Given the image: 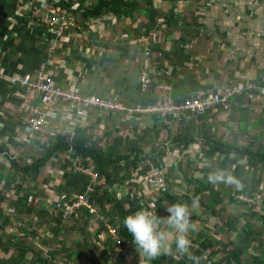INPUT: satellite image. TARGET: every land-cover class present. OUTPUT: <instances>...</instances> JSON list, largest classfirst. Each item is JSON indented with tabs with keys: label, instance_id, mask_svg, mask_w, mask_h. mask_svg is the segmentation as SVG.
<instances>
[{
	"label": "crops",
	"instance_id": "crops-1",
	"mask_svg": "<svg viewBox=\"0 0 264 264\" xmlns=\"http://www.w3.org/2000/svg\"><path fill=\"white\" fill-rule=\"evenodd\" d=\"M100 1L46 0L43 4L0 0V66L7 74L22 77L33 74L47 61V77L57 87L125 107L153 108L168 99L182 102L192 95L206 97L250 83L264 85V0H137L139 7L127 17L111 13L83 15ZM62 19L75 26L60 30ZM47 20L55 24L50 25ZM138 32L149 35L150 56L141 43H136ZM159 36L161 40L157 41ZM147 65L154 70L156 82L170 87L167 94L153 87L142 92L139 77ZM160 74H164V79ZM11 90L10 82L0 79V145L7 146L13 156L31 160L60 136H69L72 142L82 135L118 153L128 149V139L140 138L146 128H154L156 134L146 151L151 150L152 144L167 151L158 168L169 184L175 183L174 192L183 190L181 201L196 189V182L192 184L190 179L200 181L214 192H222L224 198L239 190L260 206L264 201L261 166H255L249 158L212 153L211 149L218 142L238 147L255 145L254 150L261 145L264 149V96L258 93L256 101L238 100L232 108L219 106L207 115L185 121L157 114L127 116L59 101L48 114L37 140L29 144V133L23 127ZM186 124L185 135L194 139L187 147L174 141ZM144 144L145 138L141 141ZM63 154L57 155L39 179L36 176L31 182L37 193L43 187L42 193H48L52 200L68 199L87 187L68 185L72 171L86 177L76 168V157ZM217 167L232 171L242 187L208 183L207 173ZM0 171L8 175L9 163L4 156H0ZM131 183L120 187L123 198L135 194L154 204L159 215H167L170 203L168 199L162 201L160 191L140 179ZM207 197L208 191H204L199 200ZM235 205L225 204V213L218 218L208 216L201 207V211H196L193 206L197 230L190 236L199 244L208 241L211 250L219 249L212 257L214 261L224 262L222 248L234 246H244L245 262L250 258L252 262L254 257L264 261L262 219L254 221L249 205Z\"/></svg>",
	"mask_w": 264,
	"mask_h": 264
},
{
	"label": "trees",
	"instance_id": "trees-1",
	"mask_svg": "<svg viewBox=\"0 0 264 264\" xmlns=\"http://www.w3.org/2000/svg\"><path fill=\"white\" fill-rule=\"evenodd\" d=\"M63 4L64 3H62V5ZM136 7H139L137 0H101L99 5L90 11H86L83 15L85 17H89L111 13L117 17H127L130 16V11L134 10ZM149 27L153 26L149 25ZM148 32L149 31L146 30V33ZM140 34L141 32H138L135 38H137ZM159 77L164 79V74H160ZM174 102L178 103V101ZM208 113L209 112L196 114L195 116L192 115L187 118H199L207 115ZM155 116L161 117V115ZM169 118L171 117H168L167 119ZM187 126V124L184 125L183 129L178 132L174 139L177 143L179 142L185 144V147L194 143V139L192 137L188 138L185 135V127ZM146 129L147 130L144 131V135L140 138L137 137L132 140L128 139V149L118 153L110 147H99L98 143L92 141L86 135L79 136L77 139H73L72 142L70 141L69 136H60L57 141L49 143L47 148L40 151V154H37L38 156L33 157L31 160L20 156H13L7 146L0 145V156H4L9 163L8 175L4 176L5 173L0 171V186L1 184H4V190L2 189V191H0V196H3L2 194H7L10 199H13L9 202L10 204L8 206L15 209V213L20 212L24 214L23 217L21 215L18 219L15 218V223L22 232L21 237L19 232H9V238L6 240L0 236V247H3L5 252L10 249V246H13L16 251L8 257H2L0 255V264H69L70 261L73 260L83 262V256L86 253H89L90 257H92V261H96L97 254H103L102 259L105 262L99 260L96 264H126L124 254L122 252L123 249L130 253L129 257H132V250L134 251V255L136 253L132 263L145 264L144 259L139 255L136 246L132 241L131 234L127 232L123 224V220L127 215L142 208L140 203L144 199L139 198L135 194H133L130 198H117V194H119L117 190L122 186H131V182L136 179L142 180V178L152 172L162 171L158 167L166 159L167 151L160 146L155 147L153 144L151 150L146 151L148 146L151 144L150 141L152 138L150 136L152 134H156V130L154 131V128ZM37 134L34 141L37 140ZM144 137L145 144L141 145V141H144ZM34 141H32V143ZM254 146L255 145H252V147H238L235 145L231 146L229 144L224 145L221 142H218L215 145H211V149L213 150L212 153H221L226 156L234 154L239 158H249L253 161L255 166H261L264 169V149L261 145H258V148L254 150ZM63 153L68 154L71 158L76 157L78 163L77 168L94 172V174L98 177V182L95 185L94 192L88 195L89 202L92 206L98 209L100 215L105 216V221L116 229V236H108V239H104L101 242L104 247L100 251H97V246L95 244L92 246L89 241L90 233H86L87 236L84 237L83 241L73 240V244H70L69 247H65L64 244L67 243L63 238V232L70 229V226L67 227V223L69 222H72V224H75L85 230V227L88 224H91L92 221L97 227L95 233L92 235H94L95 242L98 244V234L107 230L104 222L99 221L95 217L92 219L89 218V213L85 209L77 211L72 218L65 220V218L62 217V211L55 207V201H65L67 199L52 200L48 195H46L48 193H45L44 191L42 193V190H44L43 187L41 188L42 190H39L37 193V189L31 184V182L35 181L36 176L39 179L41 174L45 172L49 166H51V162L57 155H64ZM64 164L65 162L63 163V166ZM58 180L61 181V177L58 178ZM190 181H192V184L196 182V189H193L192 195L184 196L187 197V201L190 203L195 202L198 207L204 209L208 216L215 218L221 216L223 212L225 213V204L231 207H236L235 204L247 205L244 201L237 199V194H244L242 191L235 190L228 198H224L222 192V194L220 192H214V189L203 185L198 180L196 181L195 179H190ZM68 182L69 186H76L80 184L85 186L88 185L89 181L87 178H84L80 174L72 171ZM174 184L175 183L169 184L168 182L167 185L166 182L164 189L160 191L162 198L168 199L170 204L173 202H181L180 197H177L174 193L170 192L171 188H167L169 185L173 186ZM204 191H208V197L205 200H199ZM83 192L76 194H82ZM9 193H14V196ZM38 198L42 200L41 205L35 206L34 200ZM43 201H46L47 203H44ZM147 202V208H152L149 201ZM260 203L264 204V201ZM249 207L251 208L250 210L253 214L254 221L257 222L258 218H261V224L264 225V209H262V207L259 208L260 206L256 205H249ZM155 214L161 217L157 211ZM13 215V212L12 215H6L5 209L0 207V227L2 229H5L8 221L11 223L13 222L11 217ZM23 220H25V223H23ZM26 221H29V223H26ZM232 222L237 223L238 221ZM44 226V229L50 233L48 235L46 232L42 238L44 244L49 245V249L48 247H45V249H47L46 251L41 248H36L33 244V240H30V238L34 239L38 237L41 232H38L39 228H43ZM192 238L193 237L190 236V239ZM52 239L56 242L55 246L50 245V240ZM118 243L121 245V251H119ZM211 249L212 247L208 244V241H200V247L191 248V252L192 254L201 257L200 264H264V261L259 259V257H254L252 262L251 260L250 262H245L242 258V255L245 253L244 246H234L231 249L222 248L225 250L224 262L223 260L214 261L212 257L215 252L219 251V249ZM52 251H56V253ZM60 251L68 255L63 258V263L62 261L57 262L54 260L55 255L59 257L57 252ZM205 255L208 256L205 257ZM150 264H192V261H190L186 256H183L179 261H176L173 255L160 256L159 258L151 261Z\"/></svg>",
	"mask_w": 264,
	"mask_h": 264
},
{
	"label": "built area",
	"instance_id": "built-area-1",
	"mask_svg": "<svg viewBox=\"0 0 264 264\" xmlns=\"http://www.w3.org/2000/svg\"><path fill=\"white\" fill-rule=\"evenodd\" d=\"M41 3H45V0H32ZM53 9L52 6H48ZM50 25H54L53 20L46 21ZM75 24L71 21L62 19L58 25L61 30L64 27H74ZM141 41L148 43L147 38H141ZM46 61L42 62L40 68L34 74L25 75L19 79L14 77H8L5 75L3 70L0 69V76L9 78L13 87H16L11 96L17 102V110L21 115V120L23 126L25 124L29 127V142L36 139V134L41 129V127L46 123V116L48 113L53 112L55 105L59 101H67L77 106H83L87 108H99L107 112H124L127 115H141L145 114H157L162 116L173 117L177 120H184L188 116H194L196 114H204L208 111L215 110L219 106H224L225 109L229 108V102L234 96L244 95L249 99L254 98V90L258 89L253 85H248L247 87H236L231 90H226L223 93H215L208 97H201L198 95L190 96L183 102H174L172 99H168L153 108H144L142 106H136L132 108L123 107L118 102H110L101 100L96 97H83L79 94L67 90H63L54 86L45 76L44 71L46 68ZM153 85L151 79V73L148 70H144L140 74V86L143 92L148 91ZM158 90L163 94H167L170 91V87L166 85H159ZM260 93L264 95V87L260 88ZM39 100L42 106H46L47 110L38 106L36 101ZM83 175L89 176L92 182H97L98 177L94 172L83 170ZM145 185L156 189L157 191H162L166 185L167 179L162 171L152 172L143 178ZM91 189L88 188L84 194H73L65 201H55V207L62 211V217L65 220L72 218L77 211L87 210L90 216L97 218L99 221L104 222L107 230L98 234V243H101L106 239V234L109 236H116V229L109 225L105 221V216L100 215L97 208L91 205L89 202L88 195ZM38 199L34 200V204H37ZM146 200L141 201L140 206L146 208L154 213H156L154 208H147ZM193 241L192 248H199L200 244L192 238ZM119 251H121V245L118 243ZM125 258H128L130 253L126 250H122ZM208 255H205L207 257ZM183 256L174 255V259L179 261Z\"/></svg>",
	"mask_w": 264,
	"mask_h": 264
},
{
	"label": "clouds",
	"instance_id": "clouds-1",
	"mask_svg": "<svg viewBox=\"0 0 264 264\" xmlns=\"http://www.w3.org/2000/svg\"><path fill=\"white\" fill-rule=\"evenodd\" d=\"M206 179L214 186L225 184L236 189L242 187L241 180L232 171L221 167L208 172ZM117 198H121V195L117 194ZM152 208H155L154 204ZM166 211L168 215L161 218L146 208H140L124 218L123 224L131 234L139 255L145 264H150L160 256L173 255L186 256L192 264H200L201 257L191 252L193 241L190 234L197 229L192 222L189 205L184 202H173L166 207ZM162 225L167 230H163Z\"/></svg>",
	"mask_w": 264,
	"mask_h": 264
},
{
	"label": "rangeland",
	"instance_id": "rangeland-1",
	"mask_svg": "<svg viewBox=\"0 0 264 264\" xmlns=\"http://www.w3.org/2000/svg\"><path fill=\"white\" fill-rule=\"evenodd\" d=\"M45 3H46V0H45ZM50 6V5H49ZM148 34V33H147ZM147 34H145V33H143V34H141V35H138V37L137 38H135V41H136V43H141L142 44V46L144 47V50H145V53L147 54V55H151V40H150V38H149V35H147ZM158 34V33H157ZM147 38V40H148V43H146V42H143V41H141V38ZM132 38V36L130 37V39ZM161 40V37L159 36L158 38H157V41H160ZM150 62H151V60H149ZM47 62V61H46ZM149 62V63H150ZM0 69L1 70H3V72H4V74L5 75H8V77H13V76H11V75H9V74H7L6 73V71H4V68H2V66H0ZM39 69V68H38ZM46 69H47V63H46V68H45V71H44V74H45V76H46V78L48 79V77H47V74H46ZM144 70H148L150 73H151V79H152V81H153V85H152V87L157 91V92H159V93H162L160 90H158V86L159 85H165V84H161L160 82H156L155 81V75H154V70L153 71H151V66H150V68H149V65H147V66H145V68L141 71V72H143ZM37 72V70L34 72V73H36ZM33 73V74H34ZM141 74V73H140ZM26 75H28V74H26ZM25 76V75H24ZM23 77V76H22ZM14 78H17V79H19V78H21V77H14ZM0 79L1 80H7V81H9L10 82V84H11V87H12V90H11V93H12V91L16 88V87H13V84L11 83V81H10V79L9 78H6V77H4V76H0ZM49 80V79H48ZM50 81V80H49ZM139 81H140V77H139ZM51 82V81H50ZM53 84V83H52ZM54 86H56L55 84H53ZM248 85H253V86H255V87H257L258 89H256V90H254V98L253 99H249V98H247L246 96H244V95H241V96H234L232 99H231V101L229 102V105L231 106V108L234 106V104L238 101V100H243L244 102H247V101H253V100H258V96L256 95V93H258L259 94V96H264V95H262L261 93H260V88H263L264 87V85H260V84H256V83H250V84H248ZM248 85H246V86H243V87H247ZM167 86V85H166ZM57 87V86H56ZM151 87V88H152ZM59 88V87H58ZM234 88H236V87H234ZM234 88H232V89H234ZM150 90V89H149ZM148 90V91H149ZM231 90V89H230ZM143 92V91H142ZM147 92V91H146ZM226 92V91H225ZM145 93V92H144ZM213 94H215V93H213ZM212 94V95H213ZM193 96V95H192ZM198 96H200V95H198ZM211 96V95H210ZM190 97V96H189ZM188 97V98H189ZM206 97H208V96H206ZM187 99V98H186ZM185 100V99H184ZM255 100V101H256ZM64 102H67V101H64ZM183 102V101H182ZM58 103V102H57ZM68 103H71V102H68ZM36 104L38 105V106H40V107H42V108H44V110H47V107L46 106H42L41 105V103H40V101L39 100H37L36 101ZM73 104V103H72ZM57 105V104H56ZM56 105H55V107H56ZM221 107H223V108H225L224 106H222L221 105ZM104 111V110H103ZM49 114V113H48ZM48 114H47V116H46V118L48 117ZM161 117H163L162 115H161ZM186 119L184 118V121H185ZM161 121H162V119H161ZM46 122H47V119H46ZM45 126H46V123L41 127V129L38 131V132H40L42 129H44L45 128ZM24 128H25V130H28V133H29V127H28V125L27 124H25L24 126H23ZM135 137L136 136H134V137H132V138H130L131 140L132 139H135ZM152 139H154V135L152 134L151 136H150ZM231 137V136H230ZM99 138V142L101 141V137H98ZM145 138V137H144ZM160 139H162V138H160ZM29 142V141H28ZM32 142H29V144H31ZM98 146L100 147L101 145H100V143L98 144ZM102 147V146H101ZM152 147V146H151ZM102 148H104V147H102ZM255 148V147H254ZM74 159V158H73ZM75 161V160H74ZM61 163H62V161H61ZM75 164H76V168L78 167V163L77 162H74ZM80 171H81V173H82V171L83 170H81V169H79ZM142 181H143V178H142ZM97 182H98V180H97ZM167 185H168V181H167ZM168 189L169 188H171L170 189V192H172V193H174L177 197H180V200H181V197L183 196L180 192L181 191H183V190H181V191H178V192H174L173 191V189L175 188V186H171V185H169V187H167ZM4 190V184H1V186H0V191L1 190ZM32 189V188H31ZM119 189H120V187L118 188V193L121 195V198L123 197V195H122V193L121 192H119ZM26 190V189H25ZM85 192V191H84ZM84 192L82 193V194H84ZM10 195H12V196H14V193H9ZM180 194V195H179ZM40 198H42V197H40ZM40 198H38V201H37V204L35 205V206H40L41 205V202H42V200L40 199ZM13 199H10L8 196H7V194H5V195H3V196H0V207H2V208H4L5 209V213H6V215H12V212H13V216H11L12 217V219H13V222L11 223V222H9L8 221V224H7V226L5 227V229H2L1 227H0V236H2V238L4 239V240H6L7 238H9V232H19V235H20V237L22 236V232H21V230L19 229V227H18V225L15 223V218H19L20 217V212H17V213H15V209H13V208H10L8 205L10 204L9 202H11ZM186 196H184V199H183V201H181V202H184V203H187L188 205H189V207H190V210H191V213H192V216H191V219H192V222L195 224V221H193V214H194V207L196 208V211H198L199 209H200V211L202 210L201 208H199L196 204L194 205V203H190L189 201H187L186 202ZM162 201H165V199H163L162 198ZM44 203H47L46 201H43ZM190 203V204H189ZM44 205V204H43ZM194 206V207H193ZM261 207H262V209H264V204H261ZM161 210L162 211H164V207L162 208L161 207ZM167 215H168V212L166 213ZM21 215H22V217L24 216V214L23 213H21ZM167 215H161V217L162 218H164V217H166ZM88 216H89V218H94V217H92V216H90V214H88ZM72 220V219H71ZM70 220V221H71ZM222 221H224L225 220V218L223 217L222 219H221ZM24 222L23 223H25V220H23ZM26 223H29V221H26ZM258 225V224H257ZM68 226H70V229H67V230H65L64 232H63V238H64V240L66 241V243L67 244H64L65 245V247H69L70 246V244H73L74 242H73V240H81V241H83V239H84V237H86L87 235H86V233H90V235H91V237H90V235H89V241L91 242V244H92V246H94V244L97 246L96 248H97V251H100V250H102L103 249V243L102 244H97L96 242H95V239H94V235H92V234H94L95 233V231H96V229H97V227H96V224L94 223V222H92L91 221V224H88L86 227H85V230H83V228H80L79 226H76L75 224H72V222H69V223H67V227ZM165 226L164 225H162V228H164ZM45 228V226L43 227V228H39V230H38V232H40V234L38 235V237H36V238H34V239H31L30 238V240H33V244H34V246L36 247V248H41V249H43L44 251H46L47 249H45V247H48V249H49V245H45L44 244V242H43V240H42V238L44 237V234L47 232V230L46 229H44ZM203 231V230H202ZM48 233V232H47ZM50 233H48V235H49ZM108 234H106V239H108ZM51 238V237H50ZM194 239V238H193ZM197 243V242H196ZM198 244V243H197ZM50 245L51 246H55L56 245V242L52 239V240H50ZM1 248V247H0ZM42 251V250H41ZM16 251H15V249H14V247L13 246H10V249L7 251V252H5L4 250H2V248L0 249V255L2 256V257H8V256H10L12 253H15ZM52 252H55L56 253V251H52ZM134 251L132 250V257H129L128 259H125L126 260V264H134V262L132 263V261H133V258L135 257V255H136V253H135V255H134V253H133ZM58 253V255H59V257H57L56 255H55V257H54V260L55 261H62V263H63V258H65L66 256H68L67 254H65L64 252L62 253L61 251L60 252H57ZM45 254H46V252H45ZM102 256H103V254L102 253H99V254H97L96 255V261H92V257H90V255H89V253H86L83 257H84V260H83V262H80L79 260H73V261H70V263L69 264H96L99 260H101V261H103V259H102ZM246 259H249V257H246ZM251 260V259H250ZM250 260H249V262H250ZM103 262H105V261H103Z\"/></svg>",
	"mask_w": 264,
	"mask_h": 264
},
{
	"label": "bare ground",
	"instance_id": "bare-ground-1",
	"mask_svg": "<svg viewBox=\"0 0 264 264\" xmlns=\"http://www.w3.org/2000/svg\"><path fill=\"white\" fill-rule=\"evenodd\" d=\"M122 105V104H121ZM123 106V105H122ZM124 107V106H123ZM120 113H124V112H120ZM142 115H149V114H145V113H143ZM195 116V115H194ZM87 179H88V185H87V187H86V189H85V192L87 191V189L88 188H90L91 189V192H89V193H92V192H94V188H95V185L97 184V182H92L91 181V178L89 177V176H86V175H84ZM237 199L238 200H241V201H244L247 205H256V206H260V204L258 203V204H256L255 203V201H252L250 198H248L247 196H245V195H243V194H240V195H237ZM259 208H261V206L259 207ZM125 257V256H124ZM129 258V257H128ZM128 258H125V259H128Z\"/></svg>",
	"mask_w": 264,
	"mask_h": 264
}]
</instances>
